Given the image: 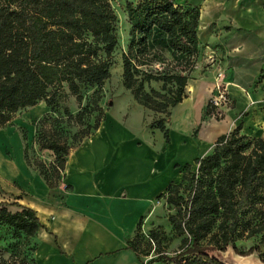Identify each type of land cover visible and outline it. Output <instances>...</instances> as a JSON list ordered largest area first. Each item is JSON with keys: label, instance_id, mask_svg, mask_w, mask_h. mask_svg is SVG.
Masks as SVG:
<instances>
[{"label": "trees", "instance_id": "trees-1", "mask_svg": "<svg viewBox=\"0 0 264 264\" xmlns=\"http://www.w3.org/2000/svg\"><path fill=\"white\" fill-rule=\"evenodd\" d=\"M126 2L130 29L127 51L122 54V86L142 107L165 113L185 98L188 73L199 50V7L190 0ZM116 23L109 0H0V129L18 111L41 101L52 109L61 89L66 88L79 103L82 88L100 90L109 78V58L118 44ZM164 53L179 70H149L155 63L167 62ZM153 82L160 83L165 93L144 91V85ZM98 101L93 96L76 114L65 111L60 118L59 122L78 127L71 145L60 142L62 131L38 135L40 149L55 156L51 172L40 161L33 164L49 188L57 186L69 151L91 137L103 121ZM94 112L98 114L91 126L88 120ZM153 126L168 142L164 120ZM194 164L195 170L184 166L180 183L161 196L175 209L167 221L181 238L177 250L166 251L169 239L161 226L151 228L145 240L139 225L128 240L129 249L143 264H225L220 255L228 248L244 256L237 241L264 236V135L251 137L238 126ZM0 227L27 243L40 224L29 208L11 213L3 206ZM151 243L155 248H150ZM141 244L144 248H139ZM7 250L0 248V259ZM151 254L143 262L142 257Z\"/></svg>", "mask_w": 264, "mask_h": 264}, {"label": "crops", "instance_id": "crops-1", "mask_svg": "<svg viewBox=\"0 0 264 264\" xmlns=\"http://www.w3.org/2000/svg\"><path fill=\"white\" fill-rule=\"evenodd\" d=\"M198 5V40L228 84L230 104L219 118L207 110L211 74L187 82L185 98L172 111L168 142L149 134L143 108L137 107L136 117L108 112L95 133L70 151L54 188L25 163L22 143L18 162L0 152V208L11 213L29 208L40 224L27 241L32 264H143L127 242L139 225L142 232L156 226L163 215L161 196L180 183L184 166L209 154L238 126L249 136L260 129L264 0H198Z\"/></svg>", "mask_w": 264, "mask_h": 264}, {"label": "rangeland", "instance_id": "rangeland-1", "mask_svg": "<svg viewBox=\"0 0 264 264\" xmlns=\"http://www.w3.org/2000/svg\"><path fill=\"white\" fill-rule=\"evenodd\" d=\"M109 2L114 10V13L117 16L116 32L118 37L117 47L109 58V78L104 82L100 90H97L95 87L82 88L80 90V103L76 100L75 96H72L69 91L64 88L57 92V103L52 109L47 107L44 101H41L34 107L25 108L18 111L16 114H14L11 122L8 123L6 125V128L3 129V131L0 133V152L2 151L4 153V156L18 162L17 158L19 157L20 144L22 143L23 159L25 163L31 168V170L39 173V169H37L33 164L34 162L40 161L42 164H44L45 168L48 169L49 172H51L53 163L55 161V156L51 151L40 149L38 143V135L40 134L42 136H47L53 134L55 131H62L60 142L66 140V142L70 145L74 143L71 137L75 132H77L78 127L71 123H65V120H63V122H59L60 118H62V116L65 114V111L71 114H76L82 107L91 102L93 96L99 97L98 106L102 109L105 117L108 112L110 114H113L117 118H121L123 114L127 112L129 113V117H136L137 107L143 108V110L145 111V115L143 117V125L145 126L149 134L152 135L155 133V139L159 140L160 134L161 136H163V133H160V131L153 126L156 121H158L159 119H163L164 126L166 128H169V121L172 115L173 108L167 109L165 113L150 111L139 105L134 100L133 95L122 86V54L127 51L129 42L128 33L130 29L126 13L127 2L126 0H109ZM190 2L193 5L197 2V4L195 5H198V0H190ZM198 7L200 6L198 5ZM87 39L90 40L91 38L87 37ZM198 49L199 50L195 59L194 66L188 73V81L198 78L208 79L211 74L216 75L217 70L221 69V67L219 66V62L216 61V58L212 59L211 56L205 52V48L202 44H200V42ZM99 56L104 58V55L101 53H99ZM164 57L167 58V62H165L164 64L155 63L153 67H151L153 69L149 70L162 71L163 68H166L168 70H179L180 66L175 64L168 54L164 53ZM143 59L150 60V58H148L147 56H144ZM262 79L264 80V74L262 76H259V84L262 82ZM143 89L146 92L154 90L161 94L165 93L161 89L160 83L153 82L150 84H146L144 85ZM207 110L208 112L212 113V115L214 114V116L217 118L221 116V112L217 114L213 108H210V106H208V103ZM259 111L260 115H262L261 120H263V124H260V129L258 131H255V136L251 137H262L264 135V98L263 103L259 105ZM97 114V112H94L89 117L88 123L91 126L93 125L95 116H97ZM136 127L138 128V125L137 122L134 121L133 128ZM241 133L243 132L241 131ZM86 139L88 138L83 139L79 144H75L73 149L80 146ZM191 168L192 170H195L196 165H191ZM61 175L62 172L59 173L60 177L57 185L61 181ZM52 180L53 182H55L54 179ZM1 197L2 196L0 194V198ZM162 208L163 215L158 212L159 214L158 218L155 219V221H157L155 222V224L156 226H161V230L164 231L165 235L169 239L166 251L168 253H172L173 251L177 250L181 240L180 237L176 236V234L172 230V227L167 221V216L170 214H175V209L171 206L166 205L164 201H162ZM140 232L141 236L145 240H148V231ZM236 246L239 251L243 252L244 256H239L235 254L232 248H228L225 253H222L220 255V260L225 264H241L245 261L248 262V264H264V236L257 235L247 240L237 241ZM0 248L10 249L7 250L6 253L2 254L3 259H0V264H2V260H5L4 264H32V247L26 243V240L23 237H13L12 234L3 227H0ZM139 248H144L143 244H141ZM150 248H155L153 243H151ZM10 254H12L11 257H9ZM153 256L154 254H151L148 257H142V260L143 262H147Z\"/></svg>", "mask_w": 264, "mask_h": 264}, {"label": "built area", "instance_id": "built-area-1", "mask_svg": "<svg viewBox=\"0 0 264 264\" xmlns=\"http://www.w3.org/2000/svg\"><path fill=\"white\" fill-rule=\"evenodd\" d=\"M227 87L228 84L225 81V72L218 69L215 75L213 90L208 99V105L213 108L217 114L226 109L230 104Z\"/></svg>", "mask_w": 264, "mask_h": 264}, {"label": "water", "instance_id": "water-1", "mask_svg": "<svg viewBox=\"0 0 264 264\" xmlns=\"http://www.w3.org/2000/svg\"><path fill=\"white\" fill-rule=\"evenodd\" d=\"M246 262V261H245ZM245 262H243V263H245ZM243 263H241V264H243ZM247 264H248V262H247Z\"/></svg>", "mask_w": 264, "mask_h": 264}, {"label": "bare ground", "instance_id": "bare-ground-1", "mask_svg": "<svg viewBox=\"0 0 264 264\" xmlns=\"http://www.w3.org/2000/svg\"><path fill=\"white\" fill-rule=\"evenodd\" d=\"M243 264H247V262L243 263Z\"/></svg>", "mask_w": 264, "mask_h": 264}]
</instances>
